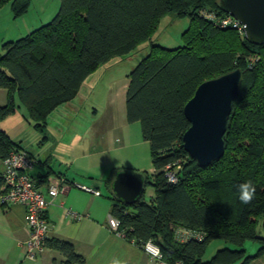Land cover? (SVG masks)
I'll use <instances>...</instances> for the list:
<instances>
[{"label":"trees","instance_id":"obj_1","mask_svg":"<svg viewBox=\"0 0 264 264\" xmlns=\"http://www.w3.org/2000/svg\"><path fill=\"white\" fill-rule=\"evenodd\" d=\"M28 4L15 0L16 15ZM201 11L228 15L219 0H60L50 23L2 44L0 89L7 91L8 101L0 106V121L17 109L15 93L42 131L48 115L72 101L96 69L149 41L164 16L188 18L183 47L152 45L127 74L126 120L138 122L149 143L153 174L142 173L155 196L146 203L142 195L126 206L110 191L111 216L119 220L117 231L126 240L158 245L165 264H247L264 254V45L249 43L232 28L217 27ZM234 69L242 71V79L223 136L224 154L200 168L182 145L189 127L184 105L202 82ZM13 148L20 146L0 128V158ZM168 166L175 184L167 181ZM245 181L256 188L247 205L237 190ZM178 230L201 232L203 239L180 241ZM212 239L235 249H220L202 262ZM247 242L258 244L255 254L246 255ZM50 245L64 257L63 264H84L71 243L54 240Z\"/></svg>","mask_w":264,"mask_h":264},{"label":"crops","instance_id":"obj_2","mask_svg":"<svg viewBox=\"0 0 264 264\" xmlns=\"http://www.w3.org/2000/svg\"><path fill=\"white\" fill-rule=\"evenodd\" d=\"M30 32L20 31L9 40H17ZM127 85L128 80L125 94ZM77 96L65 106L73 105ZM13 100L17 109L0 121V128L36 160L30 174L49 201L46 215L50 231L46 247L38 258L27 259L21 246L29 237L25 210L21 205L5 208L0 203V264H63L64 257L50 245L54 240L71 243L84 264H110L113 259H119L122 264H155L140 246L126 240L108 222L113 207L108 198L109 182L118 170L138 171V153L130 144L131 123L126 119H102L105 111L98 112L96 108L91 113L92 119H69L71 107L61 105V111L59 107L52 111L43 130L38 131L15 93ZM7 101V91L0 89V106ZM110 105L108 102L107 107ZM84 111L90 117V112ZM3 171L0 158V175ZM56 179L63 180L64 189L50 199L46 187ZM246 244L245 252L255 254L258 247ZM246 246L254 250L247 252ZM247 264H264V254Z\"/></svg>","mask_w":264,"mask_h":264},{"label":"rangeland","instance_id":"obj_3","mask_svg":"<svg viewBox=\"0 0 264 264\" xmlns=\"http://www.w3.org/2000/svg\"><path fill=\"white\" fill-rule=\"evenodd\" d=\"M14 1L7 0L0 5V53L3 52L2 44L14 41L9 40V38H13L20 31L32 32L50 23L60 8V0H29L26 10L16 15L12 6ZM189 25L190 21L188 18H176L173 14H167L160 20L156 31L149 41L139 45L128 56L117 57L109 64L102 65L96 69L87 78L78 93L77 100L72 102L73 105L65 106L66 103L62 104V106L71 107L72 109V112H68L69 119H92L93 115L91 113L95 108L98 112L105 111L102 119H126L124 86L128 80L127 74L142 58L150 53L152 45H157L167 50L183 47L185 41L182 35L189 28ZM108 102L111 103L109 107H107ZM62 106H58L59 112ZM84 110L90 112V117H86ZM131 125L133 137L130 144L134 145L133 147L138 153V165L136 168H138L139 172H143L150 177L153 174V167L149 143L142 139L139 123L135 122L131 123ZM16 133L19 134L20 131H16ZM154 196L155 190L153 186L147 184L143 193V201L150 203ZM259 235L263 236L262 231H260ZM246 245L258 247V244L253 242H247ZM223 248L235 249V246L222 239H212L206 244L201 261H209L218 250ZM246 249L247 252L254 250L250 246H246Z\"/></svg>","mask_w":264,"mask_h":264},{"label":"water","instance_id":"obj_4","mask_svg":"<svg viewBox=\"0 0 264 264\" xmlns=\"http://www.w3.org/2000/svg\"><path fill=\"white\" fill-rule=\"evenodd\" d=\"M219 4L243 26L244 37L249 43L264 45V0H219ZM241 79L242 71L234 69L206 80L184 105L189 127L182 136V145L200 168L209 166L224 154L223 136ZM145 181L142 172L118 170L110 191L118 202L131 206L141 199Z\"/></svg>","mask_w":264,"mask_h":264},{"label":"built area","instance_id":"obj_5","mask_svg":"<svg viewBox=\"0 0 264 264\" xmlns=\"http://www.w3.org/2000/svg\"><path fill=\"white\" fill-rule=\"evenodd\" d=\"M200 15L211 21L219 28H232L243 34V26L232 16H217L215 13L201 11ZM253 64V62H251ZM4 171L0 175V203L8 208L12 205H21L25 210V223L29 231V237L22 243L25 257L35 260L45 249L50 231L46 211L49 201L45 198L43 189L39 187L30 172L36 164L35 158L26 150L13 148L8 156L2 159ZM166 178L171 184L177 182L175 172L166 167ZM86 191H93L82 187ZM63 180L56 179L48 183L46 191L50 199L55 198L63 191ZM98 194V192H95ZM73 216L76 215L73 213ZM112 229L117 230L120 222L117 218L110 216L108 219ZM177 238L180 241L195 239L201 241L203 235L194 230H178ZM140 248L155 262L165 264L163 255L152 240L143 242Z\"/></svg>","mask_w":264,"mask_h":264},{"label":"clouds","instance_id":"obj_6","mask_svg":"<svg viewBox=\"0 0 264 264\" xmlns=\"http://www.w3.org/2000/svg\"><path fill=\"white\" fill-rule=\"evenodd\" d=\"M239 192V199L241 203L247 205L250 204L256 193V188L251 181H245L244 183L237 186ZM110 264H122L119 259H113Z\"/></svg>","mask_w":264,"mask_h":264}]
</instances>
